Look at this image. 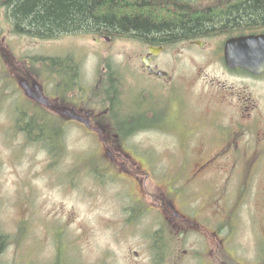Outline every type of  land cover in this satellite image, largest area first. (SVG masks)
<instances>
[{
    "label": "rangeland",
    "instance_id": "obj_1",
    "mask_svg": "<svg viewBox=\"0 0 264 264\" xmlns=\"http://www.w3.org/2000/svg\"><path fill=\"white\" fill-rule=\"evenodd\" d=\"M192 1L195 6H210L214 0ZM104 37L66 35L43 41L16 35L7 10H0V233L9 240L2 263L55 264L61 258L60 264H151L149 244L154 232L167 222L177 241L185 242V251L190 252L193 243L214 242L218 264L220 259L230 264H258L264 257V160L249 172L247 184L236 182L226 190L209 182L194 187L196 193L184 187L189 180L188 163L190 170L197 162L199 145L195 143L212 147L222 140L217 126L190 116L186 106L175 105L171 128L165 133L142 131L125 141L117 139L112 143L115 147L105 152L93 132L63 124L65 151L58 160L19 129L17 119L24 124L30 118L23 112L38 118L41 110H51L27 103L31 97L25 83L43 87L49 103L64 97L57 94L55 80L46 77L48 72L37 75L31 70L36 58L71 55L80 66L76 85L85 91L98 83L104 67L126 69L118 113H129L131 104L142 102L145 96L129 71H140L148 47L132 39L106 41ZM201 51L188 42L171 45L156 63L192 66L190 57ZM208 66L209 72L217 69L214 64ZM88 94L74 93L67 103L87 102ZM138 180L144 185L137 184ZM146 189L164 192L177 210L190 211L188 219L202 235L186 232L173 212L163 218L149 209L148 200L139 202ZM180 257L188 258L184 252Z\"/></svg>",
    "mask_w": 264,
    "mask_h": 264
},
{
    "label": "flooded vegetation",
    "instance_id": "obj_2",
    "mask_svg": "<svg viewBox=\"0 0 264 264\" xmlns=\"http://www.w3.org/2000/svg\"><path fill=\"white\" fill-rule=\"evenodd\" d=\"M148 1L161 5L180 6L184 4V0ZM241 1L233 2L239 4ZM251 35H264V27L204 37L188 42L189 46L202 50L198 56L190 57L194 63L192 66L170 67V64L163 61L168 64L165 67L163 62L156 63V59L160 55L149 56V66L143 65L144 60H142L140 71L137 73L129 71V75L136 79L135 83L139 86V92L145 97L142 98V102L131 104L129 113L125 114H119L117 109L121 104V97L124 96L126 69L118 67L119 71H116L112 67H104L103 72L98 75V83L94 88L98 90L99 82L104 78L109 80L114 90L111 91L112 93L105 94H100L98 91V104L106 105L104 100L111 99L115 116L112 117L109 110L102 109L98 104L97 109L101 111L96 113L87 107L85 101H82L63 105L66 113L56 111V117L65 119L64 116H66L68 117L67 123L74 122L93 132L102 146L105 145V152V149L111 151L112 147H115L112 143L115 142L119 133L118 129L114 130L112 126L113 122L116 123L115 119H128L131 128H126V131L130 130L131 136L142 131L157 129L165 133L164 130L171 128L170 122L175 116V105L186 106L187 114L190 116H198V120H209L212 126H217L222 140L212 147L202 141L195 143V146L199 145L196 154L197 162L190 167V170L188 163L186 170L189 180L184 187H190V190L196 193L194 187L200 188L210 184L209 182L215 183V185L220 184L219 189L226 190L229 185L236 182L247 184L249 183V172L264 160V73L256 75L240 67L230 68L225 60V45L229 39ZM215 40L219 43H216ZM204 60L206 62H202ZM211 64L216 65L217 69L214 68L212 72H209L208 65ZM154 85L158 86L157 90L152 88ZM24 88L34 100L41 92L40 88L27 83L24 84ZM79 88L84 89L82 86ZM88 91L86 93H89ZM77 93L83 94L82 91ZM86 93L84 92V94ZM128 117H131L130 121ZM162 124L166 129L164 126L161 128ZM125 153L129 154L127 151ZM108 165L116 168L112 163H108ZM135 176L139 179L138 174ZM137 184L144 185L140 180L137 181ZM148 190L146 189V194L141 195L139 202L148 200L150 202L149 209L155 213L158 212L163 218H168L169 214L173 212L175 217L184 223L186 232H199L188 219L191 218L190 211L182 210V208L177 210L173 200L167 198L164 192L156 194ZM243 194L244 190L239 196ZM189 207L192 209V204H189ZM164 223L166 224H162L160 227H164L168 233H173L172 229L168 228V223ZM177 232L179 234L180 230ZM198 234L202 235L200 232ZM180 235L183 237V232ZM211 236L213 238V235ZM159 245L160 243L154 242V240L149 244L151 264H218L219 261L218 250L216 251L214 242L193 243L190 252L185 251V242H172L168 245L164 243V246L176 249L175 252L172 251L174 252L172 258L164 259L154 257L156 256L155 250ZM206 250L205 255H201V251L204 253ZM183 252L184 256H188V258L180 257ZM168 253L170 252L168 251ZM191 256H194V259ZM221 260V264H229V261ZM258 264H264V258H261Z\"/></svg>",
    "mask_w": 264,
    "mask_h": 264
},
{
    "label": "trees",
    "instance_id": "obj_3",
    "mask_svg": "<svg viewBox=\"0 0 264 264\" xmlns=\"http://www.w3.org/2000/svg\"><path fill=\"white\" fill-rule=\"evenodd\" d=\"M233 1L214 0L210 6H195L192 0H184L183 5L176 6L148 0H0V10H7L14 34L38 40H56L66 35H94L132 39L146 46L168 47L264 27V0H242L239 4ZM43 65L47 68L45 72L50 74L46 77L55 80L57 94L64 95L59 97L61 102H69L72 93L87 92L76 85L80 66L71 55L43 60ZM112 90L113 86L104 78L99 82L98 90L93 88L88 91L90 99L86 102L87 107L98 104V91L105 94ZM104 103L106 105H98L109 110L114 117L111 99L104 100ZM23 113L30 118L24 124L21 123L24 120L17 119L19 129L26 133L30 142L42 143L51 158L58 160L65 151L62 132L65 122L44 110L38 118ZM128 118L130 121L131 117ZM115 121L112 126L119 132L115 140L130 138L132 133L126 131V128H131L128 119ZM101 169L108 171L107 168ZM177 239L176 234L168 233L164 227L156 230L153 240L160 245L154 257L172 258L176 249L163 244L178 242ZM8 244V237L0 233V264H3L1 255ZM60 259L55 264H60Z\"/></svg>",
    "mask_w": 264,
    "mask_h": 264
},
{
    "label": "water",
    "instance_id": "obj_4",
    "mask_svg": "<svg viewBox=\"0 0 264 264\" xmlns=\"http://www.w3.org/2000/svg\"><path fill=\"white\" fill-rule=\"evenodd\" d=\"M163 48L149 49V54L158 55ZM236 51V55L232 53ZM226 59L231 67L242 66L260 74L264 72V36H249L228 41Z\"/></svg>",
    "mask_w": 264,
    "mask_h": 264
}]
</instances>
